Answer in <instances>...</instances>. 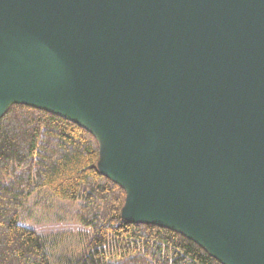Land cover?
I'll use <instances>...</instances> for the list:
<instances>
[{"label":"water","instance_id":"1","mask_svg":"<svg viewBox=\"0 0 264 264\" xmlns=\"http://www.w3.org/2000/svg\"><path fill=\"white\" fill-rule=\"evenodd\" d=\"M95 136L122 219L264 264V0H0V120Z\"/></svg>","mask_w":264,"mask_h":264},{"label":"trees","instance_id":"2","mask_svg":"<svg viewBox=\"0 0 264 264\" xmlns=\"http://www.w3.org/2000/svg\"><path fill=\"white\" fill-rule=\"evenodd\" d=\"M97 139L79 125L24 105L0 120V264H54L48 239L21 225L32 196L78 206L87 232L65 264H222L167 228L122 219L127 193L98 169Z\"/></svg>","mask_w":264,"mask_h":264},{"label":"rangeland","instance_id":"3","mask_svg":"<svg viewBox=\"0 0 264 264\" xmlns=\"http://www.w3.org/2000/svg\"><path fill=\"white\" fill-rule=\"evenodd\" d=\"M77 214V205L56 201L48 195L37 194L32 196L22 211L21 225L47 238L52 262L65 264L78 252L79 235L87 232L77 222Z\"/></svg>","mask_w":264,"mask_h":264}]
</instances>
